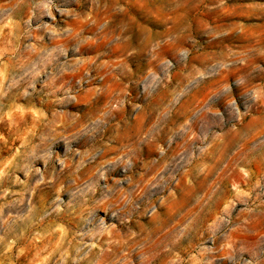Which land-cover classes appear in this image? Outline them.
<instances>
[{
  "label": "rangeland",
  "instance_id": "obj_1",
  "mask_svg": "<svg viewBox=\"0 0 264 264\" xmlns=\"http://www.w3.org/2000/svg\"><path fill=\"white\" fill-rule=\"evenodd\" d=\"M0 264H264V0H0Z\"/></svg>",
  "mask_w": 264,
  "mask_h": 264
}]
</instances>
